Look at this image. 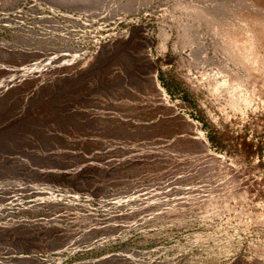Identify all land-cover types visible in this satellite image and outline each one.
I'll return each mask as SVG.
<instances>
[{
	"label": "rangeland",
	"instance_id": "obj_1",
	"mask_svg": "<svg viewBox=\"0 0 264 264\" xmlns=\"http://www.w3.org/2000/svg\"><path fill=\"white\" fill-rule=\"evenodd\" d=\"M182 1L0 0V264L259 263L249 215L262 206L232 196L264 199V108L243 120L208 88L219 62L204 33L199 64L183 58ZM143 36L176 114L158 138L121 54L136 39L146 78ZM196 127L197 156L180 139Z\"/></svg>",
	"mask_w": 264,
	"mask_h": 264
},
{
	"label": "bare ground",
	"instance_id": "obj_2",
	"mask_svg": "<svg viewBox=\"0 0 264 264\" xmlns=\"http://www.w3.org/2000/svg\"><path fill=\"white\" fill-rule=\"evenodd\" d=\"M178 5H179L178 7L181 10L182 17L184 16L183 22L181 24L182 26H181L180 36H179L180 37V44L179 45L181 46L182 52L184 54V55L182 54L183 58H184V56H185V58L187 57L188 58V59L186 58L187 62H188V60H190L189 62L195 64L196 66L199 64L198 56H200V54H203V49H204V52H206L205 49L208 45V44L205 45L206 43H208V41L206 43L204 41H201V38L203 37V36H201V32H202V34L204 33L206 35V37H208V39L210 40L209 44H211L210 47L212 48L211 51H212V54L214 56L213 59L214 60L216 59L217 62H219V63H217L218 64L217 68H215L213 71H210L209 73L204 75L208 84H209V85H207V86H209L208 88H210V90L213 93H215L216 95L222 94L224 96L223 99H225V105H227L228 107L233 109L236 113H238L237 115H240V117L243 120L245 118H247V115H249V114H247V110L249 108H251V110H252L251 112H253V113L256 112L259 108L260 109L264 108V0H185V1H182L181 3H179ZM201 27L204 29V32L201 30L202 29ZM205 35H204V37H205ZM141 37H142V35H141ZM164 37H166V36L164 35ZM143 38H144V40H141V41L144 42L143 44H145V47L147 48L146 49V53H147L146 56L148 58L146 57L147 58L146 60L148 62H150V64L148 63V70H149V71L147 70L148 75H145V77L147 79L144 78V73H143V75H141V71H140L141 69H139L137 67L139 65L136 64V61L140 60L138 58V53H136V50H137V52L139 50L137 48V42H136L137 40L136 39L131 38L130 40H127L125 38L126 40L123 42V45H125L124 46L125 51L121 52V54L123 55L124 52H128V54L132 60L131 63L130 62L128 63V64H131L130 67L128 68L130 70L129 74H131V78L128 77L130 75H128V76L125 75V76H127L131 80V82H133L135 80L133 90L132 89H130V90H132L131 94L134 92L135 97L137 99V101L135 102V104L137 106H135L136 109L135 108L134 109L139 110V108H140V110H139L140 116L145 121L144 124H141V126L143 125L145 127V124H146L147 128H145V129H147V132L148 131L151 132V133H148V136L153 133L156 136V138H158L161 135H164V133L169 132V131H167L169 126L168 127L164 126L165 124L167 125L169 123V119H170V117H172V115H169V113L174 114V115H176V114L174 112L175 110L172 111L173 109H170V107H171L170 104H172V103H170L168 105V99L169 98H167L166 90L160 84L159 78L157 76V70H156L155 63L149 57L150 56V45L152 43V40H151V38H149L147 36H143ZM164 39H166V38H164ZM140 44H141V42H140ZM123 45H122V47H123ZM159 47L161 49H164L165 48V42H162L159 45ZM139 48H140V46H139ZM141 51L139 50V52H141ZM124 55H127V54L124 53ZM118 56H119V54H118ZM119 58H122V57L119 56ZM207 58H210V57H207ZM128 59L129 58H127L126 60H128ZM143 59H144V57H143ZM113 61H115V60H113ZM141 62H143V61H141ZM141 62H139V63L141 64ZM113 63H115V62H113ZM123 64H121V65H123ZM125 64H124V66H125ZM189 65H191V64H189ZM200 65H202V64H200ZM214 65H216V64H214ZM213 67H215V66H213ZM193 69H194V67H193ZM188 72H189V70H188ZM127 74H128V72H127ZM120 75H122V74H120ZM125 79H126V77H125ZM124 87H126V86H124ZM127 92H128V90H127ZM209 93H211V92H209ZM214 98H215V96H214ZM120 109L122 110L121 107H120ZM130 113H129V115H130ZM178 114H177V117H179ZM130 117L132 118L133 115ZM221 117H223V116H221ZM174 118H175V116H174ZM181 118L182 117H180V119ZM176 123H178V122H176ZM138 124L140 125V123H138ZM119 125H117V126H119ZM187 125L191 126L190 124H187ZM195 125H197V124L195 123ZM136 126H138V125H136ZM197 127L199 128V126H197ZM197 127L195 130L192 128L194 130V132H191L192 130L190 132H188L191 134H181L180 135V137L184 138V139L180 138L181 142L183 143L184 140L187 141L189 144H188V147H186V149L188 148V150L191 151L193 154H195V156L199 155L200 153L205 152L206 147H207V146L205 147L206 140L203 136V133ZM139 128H141V127H139ZM174 129H176V128H174ZM144 131H146V130H144ZM178 131H181V130H178ZM101 132H102V130H101ZM147 132H144V133L146 134ZM122 134H124V133H122ZM119 135H121V134H119ZM142 135H144V134H142ZM155 136H150V137L152 138ZM127 137H129V136H127ZM147 137H144V138L147 139ZM148 140L150 142V138H148ZM145 141H147V140H145ZM145 143L146 142L143 141V144H140V146L144 145ZM184 145H186V144H184ZM208 150H207V152H208ZM151 153H152L153 158H151V156H150L151 154H150L149 155L150 159L154 160V154H153V152H151ZM210 154H213V153H210ZM146 155H148V154H146ZM263 155H264V150H263ZM212 157H214V156H212ZM166 158H167L166 156L165 157L163 156L162 159H158V161H162L161 162L162 164L157 162L158 165H160V166H163L165 164L168 165L167 163L169 162V160H167ZM155 159H157V157ZM146 160H148V159H146ZM255 160H256V158H255ZM149 162H150V160L147 162V166H150V165H148ZM254 162H256V161H254ZM135 163H136V161H135ZM234 163H236V162H234ZM256 164H257V162H256ZM151 165H153V164L151 163ZM154 165H153V168H154ZM236 165H238V164H236ZM251 165H252L251 166L252 169H254L253 163ZM140 166H142L141 162H140ZM142 168H143V166H142ZM149 169L150 168H148L147 170H149ZM143 171H144V169H143ZM227 171H228V169H227ZM261 174H264V172H262ZM261 174L259 175L260 178H261ZM260 178H259V180H260ZM232 180L233 179H231V181ZM230 184H231V182H230ZM233 186H234V184L232 183L228 187L233 188ZM235 186H237V185L235 184ZM236 189H235L236 192L232 189H230V190L232 192H235L232 197L237 199L238 205L240 204L242 206V204L245 203V201H246L247 204H249V202H250L253 205L259 204L262 206L261 207L262 211L257 210V213H253L254 212V210H253L251 212L252 215H249V214L248 215L251 216V218H253L254 225L256 226V228H255V226L253 225L254 228L256 229V230L255 229L254 230L255 231H257V230L261 231V229H262V231L264 233V199H263V197H260V198H262L261 200H259L260 198L256 199V200L254 198L252 200V198H249L250 195L248 194L250 192L252 193V191L250 189H249L250 192H248V193H246L247 192L246 188L245 189L242 188L243 191H241L240 188L239 189L236 188ZM231 195H232V193L230 194V196ZM254 196H256V195H254ZM257 197H259V196H257ZM222 198H223V196H222ZM222 201H223V199H222ZM225 201L227 202V200H225ZM231 204L232 203H230V205ZM228 206H229V204H228ZM235 210H237V209H235ZM241 210H243V208ZM243 211H245V210H243ZM258 211H260V212H258ZM252 216H254V217H252ZM234 217H236V216H234ZM240 218H241V216H240ZM251 218L249 217L248 219L250 220ZM231 219H232V217H231ZM241 222H242V220H241ZM247 225H249V224H247ZM245 230L248 231L247 227L245 228ZM262 240H264V239H262ZM262 240H261V238H259V239L256 238L255 240L252 239V241H251L252 242L251 247L253 248L255 254L258 255V259H259L260 264H264V241H262ZM224 247H225V245H224ZM228 249H229V247H228ZM229 252H231V251H229ZM249 260H251V259H249ZM256 262H257V260H256ZM259 263H257V264H259Z\"/></svg>",
	"mask_w": 264,
	"mask_h": 264
}]
</instances>
